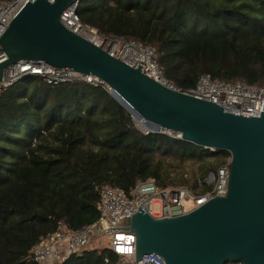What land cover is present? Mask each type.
<instances>
[{"label":"trees","instance_id":"1","mask_svg":"<svg viewBox=\"0 0 264 264\" xmlns=\"http://www.w3.org/2000/svg\"><path fill=\"white\" fill-rule=\"evenodd\" d=\"M78 14L101 35L153 47L183 90L204 74L264 86V0H79ZM221 155L229 156L144 134L102 86L25 76L0 93V264H38L32 250L43 237L96 222L106 185L130 193L153 179L204 193L199 181ZM188 163L198 166L190 176ZM57 264L121 263L108 249H86Z\"/></svg>","mask_w":264,"mask_h":264},{"label":"water","instance_id":"2","mask_svg":"<svg viewBox=\"0 0 264 264\" xmlns=\"http://www.w3.org/2000/svg\"><path fill=\"white\" fill-rule=\"evenodd\" d=\"M79 0L28 2L0 37V80L25 61H44L96 76L112 96L154 132L167 133L212 153L231 157L226 196L191 212L155 218L140 208L129 226L136 261L156 253L165 264H264V112L246 116L174 90L72 32L61 15ZM93 182V180H92Z\"/></svg>","mask_w":264,"mask_h":264},{"label":"built area","instance_id":"3","mask_svg":"<svg viewBox=\"0 0 264 264\" xmlns=\"http://www.w3.org/2000/svg\"><path fill=\"white\" fill-rule=\"evenodd\" d=\"M36 0H0V37L13 18L28 3ZM54 1V0H50ZM61 22L72 32L107 50L112 56L133 67L142 66V71L160 83L197 98L213 102L226 112L258 117L264 112V86L232 83L201 75L196 86L183 90L169 82L159 66L155 49L135 40L123 37H108L81 21L77 2L61 15ZM0 53V62L4 60ZM29 75H37L51 85L81 80L102 86L109 93L113 90L96 76H84L68 68H57L44 61H25L7 68L0 80V93L15 82ZM144 134L154 132L141 128ZM170 135V134H169ZM173 136V135H172ZM231 173V157L211 172L200 185H206L204 193H197L189 186L161 187L155 180L138 181L130 193L115 186L101 188L97 208L99 219L73 230L61 225L57 231L43 237L32 250V259L38 264H57L73 254L91 248L108 249L119 257L121 264H165L156 253L144 254L136 261V236L118 227L129 226V221L140 208L155 218H171L191 212L215 197L226 196ZM191 201L187 206L185 202Z\"/></svg>","mask_w":264,"mask_h":264},{"label":"rangeland","instance_id":"4","mask_svg":"<svg viewBox=\"0 0 264 264\" xmlns=\"http://www.w3.org/2000/svg\"><path fill=\"white\" fill-rule=\"evenodd\" d=\"M111 95H112V93H110ZM134 121H135V124H136V126L139 128V129H141L140 128V126H139V122H137L136 121V119L134 118ZM145 126V125H144ZM221 157H223L222 158V160L225 158V157H228V156H223V155H221ZM198 169V166L197 165H193V164H191V163H188L187 164V166H186V170H187V176H190L192 173V171H194V170H197ZM185 204L187 205V206H189V205H191L192 204V202L191 201H188V202H185ZM91 247H94V246H89L87 249H89V250H100V249H96V248H91Z\"/></svg>","mask_w":264,"mask_h":264},{"label":"bare ground","instance_id":"5","mask_svg":"<svg viewBox=\"0 0 264 264\" xmlns=\"http://www.w3.org/2000/svg\"><path fill=\"white\" fill-rule=\"evenodd\" d=\"M134 118L136 119L137 122H139L140 128H146L147 127V124L145 123V121L142 118H140L137 115H135Z\"/></svg>","mask_w":264,"mask_h":264}]
</instances>
